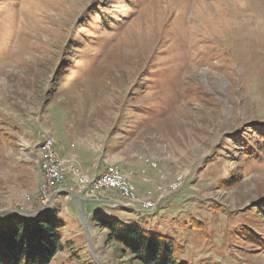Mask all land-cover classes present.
<instances>
[{
  "label": "rangeland",
  "instance_id": "1",
  "mask_svg": "<svg viewBox=\"0 0 264 264\" xmlns=\"http://www.w3.org/2000/svg\"><path fill=\"white\" fill-rule=\"evenodd\" d=\"M254 126L264 0H0V220L54 211L64 226L51 264H138L100 215L170 234L188 264H264L246 235L264 239V157L240 151L262 142ZM46 138L67 176L43 207ZM108 166L133 199L85 200L74 171L92 179Z\"/></svg>",
  "mask_w": 264,
  "mask_h": 264
},
{
  "label": "trees",
  "instance_id": "2",
  "mask_svg": "<svg viewBox=\"0 0 264 264\" xmlns=\"http://www.w3.org/2000/svg\"><path fill=\"white\" fill-rule=\"evenodd\" d=\"M254 133L262 142L256 144V149L240 151L252 162H258L264 157V126H254ZM260 209L264 211V200ZM95 223L107 230V240L116 245L122 256L128 254L138 264H188L180 259L182 246L170 234L152 232L106 215L95 217ZM63 226L51 210L33 219L9 215L0 220V264H51L61 250ZM193 228L202 230V222H196ZM246 233L244 230L241 237ZM248 233V241L264 250V239L252 231Z\"/></svg>",
  "mask_w": 264,
  "mask_h": 264
},
{
  "label": "bare ground",
  "instance_id": "3",
  "mask_svg": "<svg viewBox=\"0 0 264 264\" xmlns=\"http://www.w3.org/2000/svg\"><path fill=\"white\" fill-rule=\"evenodd\" d=\"M44 144L53 146V158L55 160V163L57 164L56 166L52 167V160H48V154H46V146ZM38 151L40 170L42 174V184L37 192V199L40 203L42 194L53 195L54 197L56 194H58V192L62 191L58 190V187L62 185V183H64L66 180L67 168L65 164L67 163H65V161H63L55 152L54 142L51 138L42 140L39 144ZM149 166H151L152 168H156V164L154 163L149 164ZM112 173H114V177L119 180V185L105 183V181H112ZM73 174L76 178L75 180L78 184L80 192H86V189H90V196L92 198L102 200V197L98 195V192L101 190H117L120 192L121 196H124L127 199L134 198V187L132 186L131 181L128 180L126 175H124L117 166H108L102 174L92 179H90L89 176L81 174L78 170L74 171ZM181 182V178H179L178 181L173 184V188L175 190L178 189V187L182 184ZM127 186H129V190H131V192L122 189V187ZM51 199L47 201L46 206L49 205ZM143 206L149 209L153 207L152 203L150 202L146 203Z\"/></svg>",
  "mask_w": 264,
  "mask_h": 264
},
{
  "label": "built area",
  "instance_id": "4",
  "mask_svg": "<svg viewBox=\"0 0 264 264\" xmlns=\"http://www.w3.org/2000/svg\"><path fill=\"white\" fill-rule=\"evenodd\" d=\"M46 146V154H48V160H52V167L56 166L57 164L55 163V160L53 158V146H48V144H44ZM105 183L107 184H115V185H119V180H117V178L114 177V173H112V181H105ZM64 183H62V185H60L58 187V190H62ZM47 187V186H44ZM122 189L127 190L128 192H131V190H129V186L127 187H122ZM84 193V198L86 201H91L93 203H103L105 201L100 200V199H96V198H92L90 196V189H86V192ZM53 198V195H46V194H42V199L40 201V204H43V207H45L47 205V201H49V199ZM145 209H149V208H145L143 207L142 210Z\"/></svg>",
  "mask_w": 264,
  "mask_h": 264
},
{
  "label": "crops",
  "instance_id": "5",
  "mask_svg": "<svg viewBox=\"0 0 264 264\" xmlns=\"http://www.w3.org/2000/svg\"><path fill=\"white\" fill-rule=\"evenodd\" d=\"M63 158V157H62ZM108 203V202H107ZM115 205L114 206H116V203H114Z\"/></svg>",
  "mask_w": 264,
  "mask_h": 264
}]
</instances>
